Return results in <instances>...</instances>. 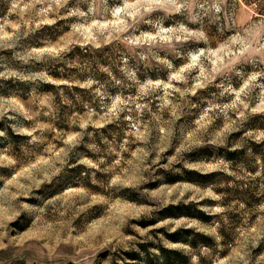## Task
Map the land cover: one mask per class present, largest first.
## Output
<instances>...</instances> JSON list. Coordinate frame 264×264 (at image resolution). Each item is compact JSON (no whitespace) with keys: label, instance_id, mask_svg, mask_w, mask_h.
Returning a JSON list of instances; mask_svg holds the SVG:
<instances>
[{"label":"clouds","instance_id":"clouds-1","mask_svg":"<svg viewBox=\"0 0 264 264\" xmlns=\"http://www.w3.org/2000/svg\"><path fill=\"white\" fill-rule=\"evenodd\" d=\"M72 2L74 7L67 14L80 18L73 25V35L78 40L86 37L90 29H94L101 44H111L113 40L118 43L113 44L110 53L104 56L107 66L96 59L69 64L70 68H78L79 73L83 74L84 83L75 79L74 82L89 89L84 97L77 95L74 100L70 99L63 89L59 90L58 96L42 95L36 91L39 87L37 84L28 100V108L20 114L33 122V130L39 132V135H33L30 141L22 144L20 153H14L11 147L6 152L0 150V160L6 162L15 156L13 163L19 164V170L13 169L7 175L0 172V264H12L16 259L25 260L26 264H112L111 256L97 259V254L107 246L105 235L117 241L112 247L115 252L117 247L136 249L137 237L125 235L123 230L133 229L139 232L144 237L140 241L143 243L157 237L164 240L165 233H174L181 227H195L197 231L207 233L216 241L213 247L186 249L191 253L192 264H264V248L260 247L264 240V154L256 155L249 147L241 161L226 162L225 157L218 155L219 148L223 146L225 151H235L244 147L243 143L230 146L226 138L211 134L201 135L199 139L190 141L187 128L178 123L187 114L185 109L196 108L198 104L205 102L204 93L197 97L196 102H193L192 97L199 88L216 81L219 70L208 63L209 53L214 45L221 44L226 32L234 33V36H229L224 41L225 44L245 46V55L240 57L243 61L241 68L251 64L254 74L248 77L246 69L237 70L234 67L228 72L220 73V81L213 85L216 91L209 93L212 99L207 102L213 105L215 114L227 118V110L233 105L220 101L230 98L246 80L240 89L242 94L251 102V94L259 88V99L264 103V15L253 19L256 14L254 10L264 9V0ZM110 3H122L123 8L111 7ZM82 7H87V11L81 10ZM157 8L164 9V12L150 15ZM141 9L144 10L142 14L139 12ZM117 12L123 13L128 21L126 26L131 31L127 35H112L105 30L110 26V18L116 16ZM168 12L181 13L174 26L168 24ZM141 24L148 25L149 32L155 33L157 37L167 33L169 40L159 43L151 39L145 40L144 34L137 36ZM19 58L25 62L28 60L27 55ZM232 63L229 61L230 65ZM205 70L208 72L207 76ZM105 73L106 77L102 75ZM0 75L7 77L18 74L3 72ZM19 78L34 82L48 79L42 73L19 74ZM64 105L69 106L64 112L65 123H79L80 116L75 112L79 107L87 110L85 119L89 122H93L91 117L95 116L104 124L115 123L116 126L109 129L108 135L87 130L78 133L79 142L83 145L81 149L66 147L64 159L59 162V166L53 157V162L47 168L29 167L21 183L20 170L25 168L36 155V150L45 143V130L55 131V123L61 119L60 109ZM259 110L264 111V107ZM8 111L7 108L0 111V120L7 116L8 120L15 121L12 125L14 130L18 134L23 132L22 121L17 115L9 116ZM69 112L73 114L69 115ZM42 117H47L49 123H41ZM100 126L96 124V127ZM4 135L0 131V136ZM248 135L257 139L253 134ZM173 139L176 140L175 146L172 144ZM203 146H212L213 158L219 160L217 167L234 177V180L217 178L215 183L199 185L186 179L188 172L192 170L201 174L209 171L208 165L202 162L206 158L196 159L189 154ZM170 147H174V151L165 156L164 153ZM69 153L75 163L67 164L68 168L84 163L89 164L90 168H78L75 173L65 172ZM93 154L95 164L88 159ZM162 160L165 162L161 163ZM159 169L167 171L157 174ZM9 176L13 178L9 179ZM116 176L122 179L116 180ZM167 176H178L181 179L169 185ZM156 181H159L156 188L149 187ZM73 182L82 186V195L78 199L58 195L62 187L67 188ZM89 184L103 190V202L106 205L115 206L121 201L134 199L129 205L133 212L121 216L109 208L112 212L111 230L101 234L99 239L93 237L94 243L87 240L79 243L76 238L80 235L78 229L103 211L93 210L94 196L90 191H83L84 186ZM157 189L163 195H157ZM32 196L36 198L33 202L23 199ZM208 197L218 203L213 206L202 205L200 202ZM181 204H194L213 215L214 219L208 225H203L196 219L161 215L169 205ZM236 213L242 218L241 227L235 226L233 214ZM141 216L155 220V224L141 226L131 222ZM254 216L256 220L253 224L250 221ZM21 217L24 219H20ZM78 217L81 218L80 224L73 228V221ZM18 219L23 228L12 226V222ZM41 226L47 230L49 242L61 236L68 238L73 232H76V237L67 241L70 246L59 251H56L55 246L47 252L44 251L47 245L29 244L27 248L20 246V231L27 232L30 228ZM153 228H163L165 231L150 234ZM222 233L230 234L232 241L222 243ZM225 249L228 255L222 257L221 253ZM116 264H123V261L117 259Z\"/></svg>","mask_w":264,"mask_h":264},{"label":"rangeland","instance_id":"rangeland-1","mask_svg":"<svg viewBox=\"0 0 264 264\" xmlns=\"http://www.w3.org/2000/svg\"><path fill=\"white\" fill-rule=\"evenodd\" d=\"M163 3L164 0H159ZM111 7L123 8V4H111ZM0 7L3 9L6 8V12L3 16L0 15V73L3 72H12L17 73L18 75H9L7 77L0 75V111H3L7 108L8 115H17L18 119L22 121L23 132L17 133L12 125L15 121L8 120V117H4L3 120H0V131L5 133L4 136H0V150L6 152L9 147H11L14 153L21 152V145L27 141H30L33 135H39V132L33 130L32 121L28 120L26 116L21 115L20 113L24 112L28 108V100L31 98L34 87L38 84L39 87L36 91L39 94H52L58 96V89H47L44 87L45 84H51L56 87L62 85L68 86H79L83 89V92L70 94L71 98L75 99V96L80 95L85 96L89 92V89L83 88L80 84L75 83V80H80L81 83H84L83 74L79 73L78 68H70V63H82L85 60L96 59L99 60L101 64L107 66V63L104 59L106 53H110L113 44L118 43L113 40L111 44H101L99 39L95 36V30L90 29L87 33V36L81 39H77L73 35L74 24H77L80 18L75 16H68V10L74 7L72 0H68V3H65V0H0ZM83 11H87V7H82ZM143 9L139 10L140 14L143 13ZM164 9L157 8L150 13V15H156L158 13H163ZM256 13L253 16V19H258L260 15H264V9L254 10ZM170 17L168 24L174 26L175 20L181 17L179 12H168ZM147 19V17H145ZM128 20H131V17H128ZM127 20L121 12H117L116 16L110 18V26L105 30L112 35H127L131 29L127 28ZM121 29L124 31L121 32ZM137 36L144 34L145 40L151 39L155 42L164 43L169 40L167 33H164L157 37L155 33L149 32V26L141 24ZM229 36H234V33L226 32L224 34L223 40H221L220 45H214L211 52L209 53L210 59L208 63L213 67L217 68L219 72L216 74V81H213V84H209L207 87L199 88L196 91V95L192 97L193 102L197 101V97L201 93L205 94V102L203 104H198L196 108L190 110L185 109L186 115L182 116L179 124H184L187 128V137L190 141H195L201 137V135H213L218 138H226L228 144H244V147L237 148L235 151H225L224 147L219 148L218 155L225 157L226 162L230 161L229 158L233 159V162H238L243 159L246 155L247 149L250 147L254 154L261 155L264 154V111L259 110L261 107H264L259 99L260 90L257 88L251 95L252 101L250 102L247 97H245L241 88L243 81L240 87H237V91L232 93L230 98L223 99L222 103H227L233 105V107L227 110L228 116L225 118L223 115H217L213 111V105L209 104L207 101L212 99L209 94L212 91H216L213 85L220 81V73L228 72L230 68H235L237 70H247L248 77H251L254 74L251 64L244 65V68H241L243 61L240 57L245 55V46L240 45L239 47H233L224 43ZM189 43H191L189 41ZM99 45V46H97ZM77 47H90L91 53L89 56L81 55L75 48ZM134 47H139V45H134ZM123 50V46H121ZM203 50V46H202ZM238 53V55L236 54ZM28 56L27 62L20 59L21 56ZM229 61L233 63L230 65ZM95 67V64H93ZM183 67V65H181ZM32 73H42L45 74L47 80L31 81L28 79H20L19 74L30 75ZM56 73L60 75H67L70 78L68 79H55L50 74ZM106 77V73L102 74ZM208 75L207 70H205V76ZM155 78V77H154ZM163 78V77H161ZM8 82H12L9 84ZM166 82V80H165ZM234 87H236L234 83ZM10 89V91L8 90ZM9 92H5V91ZM66 95V94H65ZM68 96V95H66ZM69 97V96H68ZM238 97V98H237ZM19 111H13V110ZM255 109V110H253ZM100 111V109H96ZM102 114V113H101ZM72 115V114H71ZM87 115V110L83 114H79L80 121L79 123L73 124L69 122L70 131L59 130V125H63L61 119L55 123V131L50 132L45 130L44 137L45 143L36 150V155L30 159L28 164L25 165L23 170H20L21 183H23L24 173L30 167L31 169H40L47 168L52 162L53 157L57 166L59 162L64 159V152L66 147L75 146L76 150H79L83 145L79 142L78 133L85 130L90 132L98 133L99 129H102L108 125H115V123L104 124L103 121L99 120L97 117L92 116L91 121L85 119ZM41 123H49L47 117L41 118ZM185 122H187L185 124ZM96 124L101 125L96 127ZM83 125V127H81ZM116 126V125H115ZM12 133H15L19 136L18 139H13L11 136ZM253 134L257 139H252L250 135ZM108 135V134H105ZM62 137V138H61ZM110 138V137H109ZM85 139H88L85 137ZM173 146L176 145V140H172ZM174 147H170L167 152L164 153L165 156L172 154ZM238 153L236 155H231ZM240 153V155H239ZM193 158H206L202 162L208 165L209 171L204 175V178L192 177L187 175L186 179H196L204 183H215L217 178H225L228 180H234V177L229 176L228 173L221 171L217 165L219 164L218 159H214V153L212 151V146H203L200 147L197 151L189 153ZM16 159L15 156L10 157L6 162L0 160V172L4 174H9L13 169L19 170V164L13 163ZM88 159L92 160V163L95 164L94 154L90 155ZM165 161H161L164 163ZM75 163L71 154H68V159L65 162L64 171L68 173H73L75 169L79 167H84V169H89V164H78L76 167L68 168L67 164ZM252 171V169H249ZM258 170V169H257ZM166 169H159L157 174L166 172ZM197 172L195 170H192ZM198 173V172H197ZM63 175V173H61ZM216 174V176H211ZM255 174V172H253ZM15 173H13V176ZM13 176H9V179H12ZM116 180H121L119 176L115 177ZM167 181L169 185L172 184V179H181L178 176H167ZM55 183V181H53ZM174 183V182H173ZM159 181H156L149 185V187L156 188ZM42 190V189H41ZM83 191H90L95 198V203H93L92 208L103 210L102 213H97L96 217L90 220L86 225L81 226L78 231L80 232L79 237H76V232L71 233V236L65 238L61 236L58 239L52 240L51 242L47 239V230L41 226L37 228H30L27 232L20 231V246L27 248V245H47L44 251L47 252L53 246H55L56 251H59L66 246L67 241L72 237H76L79 243H84L87 240L89 243H94L93 237L99 239L101 234L106 233L111 230L112 221L111 216L112 212L109 211V208L112 211L117 212L119 215L123 216L133 212V209L129 207L130 204L134 202V199H130L127 202H119L117 205H106L103 200L105 199V194L103 190L99 189L98 186L88 185L83 188ZM125 191H130V189H125ZM60 196H64L68 199H78L82 195V186L72 187L68 186L63 188L58 193ZM157 195H163L161 191L157 189ZM217 195H219L217 193ZM23 199L29 200L30 202L35 201V196L24 197ZM202 205L207 204L209 206L216 205L218 202L212 197L206 198L204 201L200 202ZM194 205V204H193ZM193 205H169L165 208L161 215L165 213L168 209L182 208ZM139 207V205H137ZM204 211L202 208H197ZM196 209H191V212H195ZM176 211L175 213H179ZM208 214L206 211H204ZM209 215V214H208ZM218 215V214H217ZM235 219V226H242V218L238 213L233 214ZM213 216V215H210ZM214 217V216H213ZM188 219H194L185 217ZM20 219H24L21 217ZM81 218L78 217L73 221V228H77V225L80 224ZM197 220V219H196ZM256 217H252L250 223L254 224ZM198 221V220H197ZM132 223L144 226L148 224L155 223V220L145 219L141 216L138 220H132ZM27 223V221H26ZM51 223V221H49ZM198 223L202 224L198 221ZM208 225V224H203ZM14 228H23V225H20L19 219L12 222ZM186 230L193 231L192 234L183 233ZM125 235H134L137 237L136 249L129 248L125 250L123 247H117L116 251H112V247L117 244V241L111 239L110 236L105 235L107 240V246L103 248L98 254L97 259L101 257H112V264H116L117 259L122 260L123 264H136L138 261H144L146 258H150L153 261V264H162L161 258L159 257V252L157 247L163 245L167 249L182 251L189 256V261H183L177 264H192L191 253L186 249H198L201 246H207L202 243V239L197 236V234H203L212 239L208 247H213L216 244L214 238L203 231H197L195 227L193 228H179L174 233H165L164 240H160L158 237L155 240L147 241L141 243L140 241L144 240V237L141 236L139 232H136L133 229L123 230ZM163 228H153L152 233L164 232ZM179 233L180 236L187 239L188 241L194 243L195 247L191 248L185 244L171 243L166 239V235ZM17 233H13L16 235ZM227 234V233H226ZM229 236V242L232 241V236ZM164 241H167L165 243ZM131 243V242H130ZM223 243V242H222ZM142 245L149 246L147 253L143 251ZM175 245V246H172ZM184 246V247H181ZM261 248H264V240L261 241ZM260 249H257L259 251ZM31 251V250H29ZM222 257L228 255L227 249L221 253ZM7 260V257H5ZM12 264H26L25 260L16 259L12 261Z\"/></svg>","mask_w":264,"mask_h":264},{"label":"trees","instance_id":"trees-1","mask_svg":"<svg viewBox=\"0 0 264 264\" xmlns=\"http://www.w3.org/2000/svg\"><path fill=\"white\" fill-rule=\"evenodd\" d=\"M6 12V8L4 7L3 9L0 7V15L3 16ZM76 51H78L81 55H84V56H89L90 53H91V48L90 47H77L75 48ZM53 78L55 79H68L70 78L69 76L67 75H60V74H56V73H51L50 74ZM9 84H11L12 82H8ZM45 88L49 89H58V90H61L63 89L64 90V93L66 95L69 96L70 99H73L74 98L70 96V94H75V93H80V92H83L84 90L81 89L79 86H68V85H62L60 87H56L54 85H51V84H45L44 85ZM10 91V89H8ZM5 91V92H9V91ZM68 105H64L61 109H60V116H61V121L63 122L62 124L63 125H59L58 129L59 130H62V131H70L72 129H70V125L69 123H65L64 120H63V117H64V112L66 109H68ZM86 109L84 110H81L79 107L75 110L76 113L78 114H83L85 112ZM73 114L72 112H69V115ZM115 125H108L102 129H99L98 133H104V134H108L109 132V129H112L114 128ZM11 136L13 137V139H18L19 136L16 135L15 133H12ZM232 154V153H231ZM238 153H234L231 155V157L233 155H236ZM240 155V153H239ZM230 161H233V159L229 158ZM78 169V168H77ZM77 169H75L74 171H72L73 173L77 172ZM79 169H84V167H79ZM189 176H192V177H198V178H204L205 176L204 175H201L197 172H194V171H190L188 172ZM211 176H216V174H213ZM192 177L189 179V180H192V181H195L197 182L199 185H205V184H210V183H204L202 181H199V180H196V179H192ZM177 179H172L171 182H175ZM69 186H72V187H79L81 186L80 183H77V182H73L71 184H69ZM88 185H85L84 187H87ZM219 194V191L217 192ZM191 209H196L195 212H191ZM176 211H180L179 213H175ZM162 215H167V216H183V217H189V218H194V219H197L199 222H201L202 224H209L213 219L214 217L213 216H210L208 214H206L204 211L200 210V209H197V207H195L194 205L193 206H188V207H182V208H175V207H172L170 209H168L165 213H163ZM152 224H155V223H152ZM145 226V225H144ZM183 233L185 234H192L193 231L191 230H186L184 231ZM181 234L179 233H175V234H168L166 235V239L171 242V243H178V244H185V245H188L189 247L191 248H194L195 245L194 243L188 241L187 239L183 238L180 236ZM222 235H224V241L223 243H228L229 242V236L226 234V233H222ZM198 237H200L202 239V243L205 244V245H209V243L212 241V239L206 235H203V234H197ZM142 248H143V251L145 253L148 252L149 250V246L147 245H142ZM157 250L159 252V257L161 258V262L162 264H177V263H180V262H183V261H189V256L186 255L184 252L182 251H176V250H170V249H167L166 247H164L163 245H159L157 247ZM136 264H153V261L150 260V258H146L144 261H138V263Z\"/></svg>","mask_w":264,"mask_h":264}]
</instances>
